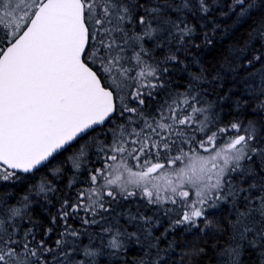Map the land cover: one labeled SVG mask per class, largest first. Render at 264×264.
<instances>
[{
	"label": "snow or ice",
	"instance_id": "6c2138e0",
	"mask_svg": "<svg viewBox=\"0 0 264 264\" xmlns=\"http://www.w3.org/2000/svg\"><path fill=\"white\" fill-rule=\"evenodd\" d=\"M217 10L0 0V185L48 174L17 203L0 198V264H128L132 249L134 264H175L179 236L219 234L223 210L219 264L248 249L264 264V20L208 67ZM249 101L260 119H240Z\"/></svg>",
	"mask_w": 264,
	"mask_h": 264
},
{
	"label": "trees",
	"instance_id": "16d2710c",
	"mask_svg": "<svg viewBox=\"0 0 264 264\" xmlns=\"http://www.w3.org/2000/svg\"><path fill=\"white\" fill-rule=\"evenodd\" d=\"M218 5L219 10L213 14L211 20V24L217 26L214 44L212 47L204 49L200 54L204 66L208 67H217L221 64L227 58L229 51L234 50L243 41L247 40L249 32L253 30L260 20H264V0H254L255 6L252 10V15L241 19H237L236 15L229 11L231 0H218ZM223 13L228 14L225 15ZM211 24L209 25V31H211ZM251 108L252 101H249L248 111L240 116L241 120L260 119V117L253 116ZM66 155L70 156L71 153ZM47 178L48 174L46 172H39L32 174L31 179L22 178L14 185H0V198L6 199L10 204L17 203L25 194H33L35 185L42 179ZM59 183L63 184L64 181ZM35 215L40 223H46L49 213L43 207H38ZM227 217V210L217 212L212 216L213 224L219 226V234L215 231H208L205 234H197L195 236H179L177 240V255L173 258L175 264H219L222 258L219 256L218 250L223 251L229 241ZM164 226H166V222L161 229L157 230V234L163 230ZM83 243H88L87 238H84ZM185 244H189L193 248L203 247L205 251L198 255L193 254L188 248H185ZM138 256L139 253L132 249L126 254L125 258L128 264H134ZM107 261L108 258L101 257V264H107ZM242 264H259L258 254L250 249L246 250L242 257Z\"/></svg>",
	"mask_w": 264,
	"mask_h": 264
}]
</instances>
